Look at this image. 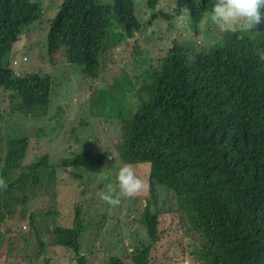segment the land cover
<instances>
[{
    "label": "trees",
    "instance_id": "16d2710c",
    "mask_svg": "<svg viewBox=\"0 0 264 264\" xmlns=\"http://www.w3.org/2000/svg\"><path fill=\"white\" fill-rule=\"evenodd\" d=\"M51 1L0 0V177L8 184L0 191V264H56L45 238L75 264H159L153 252L165 243L191 264H264V17L251 32L224 31L209 19L215 0H170L188 35L153 64L151 47H130L142 30L133 0ZM20 26L24 35L44 32L37 57L49 67L12 69ZM197 35L207 43L196 45ZM122 42L136 75L101 78ZM73 82L90 95L66 130ZM57 132L73 147L60 168H148L139 219L147 239L134 250L122 256L116 247L98 259L106 212L75 204L70 224L58 221L56 165L46 155L27 162L31 138ZM174 232L177 239L162 242Z\"/></svg>",
    "mask_w": 264,
    "mask_h": 264
},
{
    "label": "rangeland",
    "instance_id": "374dc122",
    "mask_svg": "<svg viewBox=\"0 0 264 264\" xmlns=\"http://www.w3.org/2000/svg\"><path fill=\"white\" fill-rule=\"evenodd\" d=\"M42 1L48 4L52 2L51 0ZM54 1L60 2V0ZM133 2L136 14L139 16L140 22L142 23V30L135 35L133 39L129 40L130 47L132 42L134 45L137 44L141 46L142 49L151 47L153 49V51H151L152 62L153 64H157L156 61L165 57L167 51L171 47V42L175 38H178V36L179 38L183 36L185 38V36L188 35L185 29V19L175 16L173 12L175 4L170 0H162L154 11L147 7V0H133ZM56 11L53 12V17ZM161 13L170 15L171 19L160 16ZM154 15H157V17L152 18ZM17 30L19 32V39H17L14 45V58L11 62V67L15 73L22 74L21 71L27 72L29 71L28 69L35 70V66H39L41 69L49 67L48 61L44 58L37 57L38 55L43 56L42 53L44 50L41 42L44 38V32L33 30L29 32L28 35H24L22 26ZM205 38L206 36L204 35H197L194 41L196 45L199 44L202 46L207 43ZM126 48L127 46L122 42L117 48L112 49L110 52L111 61L108 60L107 67L101 78L112 81L114 78L118 79L120 75L123 77L127 74L130 78L136 75V70L131 65L132 53L128 54ZM127 50L130 49L127 48ZM117 74H119L118 77H116ZM72 85L76 88L73 94H71L72 98L69 99L68 96L65 98L66 100H71V106L67 108L66 116L63 119L65 127L67 128L66 130H69L71 126L78 123L79 119L75 117L77 114L76 111L78 110L77 104L80 102L84 106H87V98H89L90 95L87 84L81 83L80 86H77L76 83L73 82ZM102 132L104 133V131ZM111 134V131H105V137L110 138ZM82 139H87L89 143L93 142V138L90 140L82 136ZM66 144L67 142L64 141L61 132H59L58 136L54 139L48 137L39 139L31 138L27 155V162H30L34 156L41 157L46 155L51 157V165H56L54 174L55 187L58 192L56 200L58 209L61 211L58 221L61 219V223L64 226L70 224L73 214V205L75 204H81L85 213L95 214L99 217L106 212V225L104 227L102 239L95 243L98 249L97 252L99 253L98 259L102 258L104 255L108 256L111 254V250L116 247L120 248V251L117 253L122 256L134 250V246L138 241L144 242L147 239L145 230L139 222L140 214L146 203L147 191L135 198L121 197V202L118 206L109 205L101 199V195L108 192V186L110 184L113 188H116L115 177L120 167L116 164H104V167H96L93 165L77 168H60V162L64 160L65 157L72 156L70 153L73 147L72 145L66 146ZM63 145L66 146L68 152ZM75 149L77 150V147H75ZM133 168L138 176L145 181L147 180V167L137 166ZM109 174L108 182L105 183V179ZM163 201L162 198H160L159 204L161 203L163 207H168L170 198L166 203ZM165 218V225L167 228L176 231L174 224H170L169 217L166 216ZM42 219L43 218L37 222L41 225L46 224L45 221H41ZM170 235L171 237H167L164 239L165 241L162 242L172 241L178 238L177 232L171 233ZM51 241L52 239H50V242ZM45 242V253L51 256L54 262L56 261V264H75L72 259V254L69 251H63L55 246L53 242L49 243L48 238H45ZM121 244L122 246L120 247ZM2 251L3 248L0 253ZM113 253L116 254L115 252ZM153 255L156 262L159 264H191L189 259L182 255L181 250L175 247L174 243L162 244L156 248Z\"/></svg>",
    "mask_w": 264,
    "mask_h": 264
},
{
    "label": "clouds",
    "instance_id": "9594fccd",
    "mask_svg": "<svg viewBox=\"0 0 264 264\" xmlns=\"http://www.w3.org/2000/svg\"><path fill=\"white\" fill-rule=\"evenodd\" d=\"M262 17L264 0H215L209 19L212 24L224 31L239 28L251 32L262 22ZM115 180L116 188L110 184L108 192L101 195V199L111 206H118L121 197L135 198L149 187L130 164H124L119 168ZM7 188L6 180L0 177V191H6Z\"/></svg>",
    "mask_w": 264,
    "mask_h": 264
}]
</instances>
